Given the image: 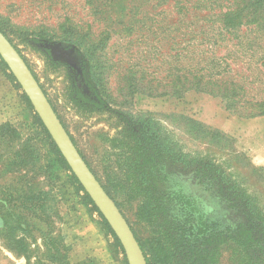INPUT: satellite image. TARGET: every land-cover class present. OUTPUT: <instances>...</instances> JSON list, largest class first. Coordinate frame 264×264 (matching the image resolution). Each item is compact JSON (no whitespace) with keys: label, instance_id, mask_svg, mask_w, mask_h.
<instances>
[{"label":"rangeland","instance_id":"1","mask_svg":"<svg viewBox=\"0 0 264 264\" xmlns=\"http://www.w3.org/2000/svg\"><path fill=\"white\" fill-rule=\"evenodd\" d=\"M174 1L0 0L3 36L127 222L147 264H156L151 248L160 240L159 228L137 217L140 198L131 192L119 161L127 149L118 147L141 119L158 124L181 153L206 165L200 183L192 181L190 172L166 170L173 185L194 187L211 197L214 219L234 226L240 216L214 195L210 185L217 191L230 186L243 191L264 218V115L256 106L264 101V67L258 74L256 57L249 63L238 48L217 49L218 54H231L232 72L223 82L241 89L242 103L236 109L229 110L219 98L183 91L188 83L183 78L177 83L176 77L184 76L189 54L178 66L173 60L172 32L186 28L178 24ZM75 62L85 66L84 75ZM85 83L106 102V109L79 99L76 88H82L83 95L92 94ZM176 88L181 92L175 94ZM26 98L0 59V264H26L4 241L8 214L26 228L16 235L28 244L30 264L44 262L59 250L63 253V248L68 259L64 264H127L119 241L72 172L53 156L55 150ZM208 168L218 174L217 181H211ZM43 205L45 211L40 209ZM232 250L231 243L221 246L216 264H236Z\"/></svg>","mask_w":264,"mask_h":264},{"label":"trees","instance_id":"2","mask_svg":"<svg viewBox=\"0 0 264 264\" xmlns=\"http://www.w3.org/2000/svg\"><path fill=\"white\" fill-rule=\"evenodd\" d=\"M166 1L158 0L160 4ZM189 3L192 6L189 7ZM174 5L178 24L185 23L186 28H175L172 32L173 46L176 48L173 60L178 66L180 58L186 57V53L189 54V64L184 68V76L176 77L177 83L183 78V81L188 83L183 87V91H194L219 98L229 110L236 109L235 107L242 103L241 89L233 82H230L229 86L223 82L225 76L232 72L228 62L231 54H218L216 51L221 48H238L240 56L246 58L249 63L255 57L258 59L256 65L259 67H255L257 73H261L260 67H264V0H175ZM0 32L4 35L3 31ZM181 44L184 45L183 49ZM187 48L191 51L188 52ZM77 53L74 54L79 55ZM75 63L78 68L81 67L84 75L85 66ZM247 67L250 68L249 65ZM178 70L176 68V72ZM89 88L91 92L94 91ZM75 91L79 99L86 104L98 110L107 108L106 102L96 93L92 92L91 96H86L83 95L82 88H76ZM180 92L181 90L176 88L174 93ZM26 100L28 101L27 98ZM256 106L260 109L259 115H264V101ZM37 121L55 150L53 156H57L61 165L71 173L44 126L39 119ZM134 124L137 125L136 131L127 132L128 141L124 143L120 140L121 144H118L122 151L123 145L127 149L120 155L119 161L124 164V169H121L131 192L140 198L137 217L159 228L160 240H156L151 248L154 262L216 264L220 247L231 243L236 264H264V218L245 193L231 186L220 188L218 191L216 187L208 186L230 211L240 216L234 226H224L211 216L214 205L210 196L201 194L194 190V187L186 190L173 185V180H169L170 175L166 170L168 167H174L181 172H190L192 181L200 183L206 165L203 166L198 159L181 153L158 124L142 119ZM53 161L48 162V170ZM210 170L208 168L205 172H212L211 181H217L214 176L217 173ZM71 176L118 242L77 179L73 174ZM40 209L45 211L46 205L40 206ZM5 217L7 219L4 221V241L11 245L10 250L17 256L24 257L26 264H30L28 244L24 238L16 235L17 232L24 233L26 228L22 222H15L10 214ZM65 253L66 249L63 248V253L59 250L56 255L48 254V260H36L34 264H64L68 260Z\"/></svg>","mask_w":264,"mask_h":264},{"label":"water","instance_id":"3","mask_svg":"<svg viewBox=\"0 0 264 264\" xmlns=\"http://www.w3.org/2000/svg\"><path fill=\"white\" fill-rule=\"evenodd\" d=\"M0 59L22 89L72 174L116 236L127 264H146L127 222L76 150L27 65L1 32Z\"/></svg>","mask_w":264,"mask_h":264}]
</instances>
